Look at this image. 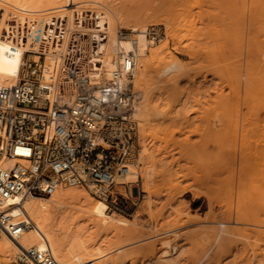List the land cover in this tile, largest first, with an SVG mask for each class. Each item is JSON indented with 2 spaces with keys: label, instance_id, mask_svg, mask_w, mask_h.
Segmentation results:
<instances>
[{
  "label": "bare ground",
  "instance_id": "bare-ground-1",
  "mask_svg": "<svg viewBox=\"0 0 264 264\" xmlns=\"http://www.w3.org/2000/svg\"><path fill=\"white\" fill-rule=\"evenodd\" d=\"M159 1V7L151 6L136 14L137 11H126L122 7L125 3L121 6L118 0H0V86H12L21 79L23 54L35 52L41 42H50L56 30L51 26L54 20L62 22V40L46 53L42 66L46 79L56 71L59 56L72 34H105L103 53L91 60L90 75L98 77L94 63L98 61L99 71H104L107 78L121 63L120 51L134 52L133 84L138 92L134 119L141 136L138 156L128 165V172L117 179L114 191L123 192L124 185L140 181L147 194L146 206L150 207L155 196V191L150 190L153 179L166 177L171 169L163 156L157 159V150L146 138L151 136L182 147L188 158L196 156L204 161L211 176H222L215 179L212 187L228 196L230 202L235 197L229 219L195 222L191 225L200 227L192 226L188 233L179 228L160 230L157 224L143 226L139 212L132 219L108 212L104 201L92 197L81 186L61 187L49 197L25 199L22 212L12 211L13 223L29 224L19 240L24 248L49 251L59 264H181L188 253L187 242L204 252L220 244L239 248L230 262L234 264L264 259V0ZM85 17L92 22L83 23ZM148 25L166 26L165 32L172 38H176L179 28L185 31L182 37L192 50L190 58L204 59L211 66L199 84L195 85L197 72L185 76L187 70L181 63L165 54L166 43L154 48L155 41L147 36ZM202 48L206 51L202 52ZM31 59L38 61L34 54ZM207 76H211L214 97L211 102L204 101L209 108L203 109L201 99L193 98L201 95V83ZM186 77L189 86L195 85L194 93L180 90L179 82ZM191 103L202 107L197 109L200 116L194 119L199 121L195 128L188 114L190 109H180ZM167 122L178 123L180 134L186 128L189 134L199 131L201 144L194 148L185 140L173 141ZM209 147H216L217 156L209 157L213 156ZM170 178L164 186L172 190L176 184ZM203 180L200 179L205 183ZM198 190L187 191L194 198L205 197L210 207L209 193ZM143 228L148 231L143 233ZM231 252L229 249L225 255ZM16 254V246L1 233V260L9 261ZM213 260L214 264L229 263L220 258Z\"/></svg>",
  "mask_w": 264,
  "mask_h": 264
},
{
  "label": "built area",
  "instance_id": "built-area-1",
  "mask_svg": "<svg viewBox=\"0 0 264 264\" xmlns=\"http://www.w3.org/2000/svg\"><path fill=\"white\" fill-rule=\"evenodd\" d=\"M85 21L92 22L87 17ZM54 23L50 42L25 53L21 79L0 86V234L17 248L10 264H59L49 251L20 244L29 224L13 223L12 211L22 212L25 199L81 186L92 197L114 205L120 195L114 191L117 179L128 172L139 152L134 52L120 51L121 63L107 78L95 61L98 77H92L91 60L102 55L105 34L75 33L59 56L56 71L46 79L42 73L46 53L62 40V22ZM147 36L155 40L157 30L147 28ZM32 54L38 61L31 59ZM129 187L124 185L125 191Z\"/></svg>",
  "mask_w": 264,
  "mask_h": 264
},
{
  "label": "rangeland",
  "instance_id": "rangeland-1",
  "mask_svg": "<svg viewBox=\"0 0 264 264\" xmlns=\"http://www.w3.org/2000/svg\"><path fill=\"white\" fill-rule=\"evenodd\" d=\"M118 2H120L119 5H121L122 3H123L122 5H124V3H125V6H122V5L121 6L126 11H128V12H129V10H132V12L137 11L136 14H138L139 12H143L144 10L148 9V7L149 8L151 6H155V7L158 6L159 7L158 3L160 1L159 0H156V1L155 0H118ZM154 3H156V4H154ZM181 21H183V20L182 19L177 20V22H179V23ZM179 25L182 26V24H179ZM176 26L178 27V24ZM149 27H154L157 30V36L154 40L155 41L154 48L158 47L159 45H161L163 43H166L167 45H166L165 54H167L168 56H174V58H176L179 61V63H181V65L183 66V69L187 70L185 72V76H186V73L190 77V76H193L194 73L196 74V72H197V74H196L197 75V77H196L197 82L195 83V85L199 84L198 81L201 80V77L203 75H205L208 71L211 70V66H208V64H206L207 62L204 63V59H201V60L199 59L200 61H198V60H194V59L190 58L191 57L190 53H192V50L187 45L186 41L184 40V37H182L183 35H185V31L182 30L181 28H179L178 29L179 31L176 32V38H174V37L172 38L171 36H169L168 32H165L166 26H164V25H154V26L148 25L147 28H149ZM177 27H175V28L177 29ZM201 51L205 52L206 49L202 48ZM25 53H28V52H25ZM25 53L23 54L22 60L25 59L26 56H28V54H25ZM29 53H31V52H29ZM31 57H32V55H31ZM201 61H203V62H201ZM198 74H200V75H198ZM210 78H211V76H207V80L205 82L201 83L202 87L200 89V92H201L202 97H201V95H199V96L193 98L196 100L201 99L200 100L201 103L205 105V106L204 105L202 106V107H204L203 109H205L206 106H207L206 107L207 109L209 108L208 105H206L204 103V101H207V99H209V101L211 102V99L214 97V88H213L214 85L209 80ZM195 85L189 86L187 83V77L179 82V88H181L180 90L183 92L190 90V92L194 93L196 90ZM227 92H228V90L226 89L225 93H227ZM193 104L191 103V105H187L186 108H183L181 106L180 109L182 108V110H184V109L188 108V111L190 109V112H188V114H189L190 118L193 119V121H195L194 125L192 126L193 128H195L196 125L199 124V121L194 120V119L195 118L197 119L200 116V115L197 116V114H200L199 111H197V109L201 110L202 107L198 108V106H201L200 104H198V106L196 105L197 103H195L194 105ZM166 124L167 125L170 124L168 130L171 131V133H172L173 141L184 142L183 140H185L186 142H184V143L187 144V142H188V145L191 144L190 146H193L194 148H197V146H199L201 144V143H199V141H200V138H202V137H201L199 131H195L192 134H189V133H187V131H186L187 128H186L183 130L184 133L180 134L177 132L178 123L167 122ZM183 126H185V125H183ZM137 131H138V144H140V146H141V140H140L141 136H140V132H139L138 127H137ZM157 135H160L159 136L160 138L162 137V135L159 133ZM186 136L188 138H186ZM146 138H147V141H150L149 144H153L152 148L157 150L156 151L157 154L155 153L157 156V159H161L164 157L167 164H169V163L171 164V169L169 170L170 172L167 173V175H165L166 177L159 176V177H155L153 179L150 190L152 192L155 191V192H153L155 196H153V198H152L153 200H152L149 208H147V206H146V201H147L146 195L147 194L143 192L141 182L137 181V182L131 184V186L129 187L130 191L117 192V194H120V195H117L118 201L116 202V204H114V205H112L110 203L105 204L103 202L107 207V211L108 212H113V211L117 212V213L123 215L124 217H126L128 219H132L135 212H139L140 222L145 227L148 225H152V224L156 225L157 224V227L159 226L158 229L160 228V230L176 229V228L178 229L179 228L178 230L185 231L187 233L189 232V229L191 230L195 226L197 228L198 225L194 226L191 224H194L195 222L197 223L198 221L199 222L204 221V220L205 221L206 220L227 221L230 217L229 216L230 210H233L235 208L236 199H235V197H233V200L230 202V198L228 196L224 195L221 191H219V189L212 187L213 182L218 181V179L220 180V178H222V176H220V178H219V176H216V175L211 176L210 173L212 174V171L206 167V164L204 163V161H202L201 159L195 158L196 156L195 157L192 156L193 158L189 157L190 158L189 159L187 157V155H184V151L182 150V147L180 148L176 145H173L171 142L164 143L159 139H153L151 136H147ZM196 144H198V145H196ZM211 148H212L211 150H210V147L208 149L211 152H209V151H207V152H209L210 154H213V156L209 155V153H207V155H209V157L211 156V158H212V157L217 156L216 154H218V152H217L218 150L216 149V147H211ZM214 152L215 153L217 152V153L214 154ZM209 171H210V173H209ZM208 173L210 176L208 175ZM169 178L171 179L170 181L172 184H174V183L176 184V185L174 184L175 186H174V189H172V190H169V189L165 188L167 186H164L165 183L169 180ZM194 178L195 179L198 178L199 180H194ZM203 178H204V180L206 179L205 183L200 181V179L203 180ZM208 178L211 181H209ZM212 178L214 179V181ZM215 179H216V181H215ZM195 181H196V183H195ZM206 181H207V183H206ZM209 182H211V183H209ZM199 183H200V185H198ZM210 184H211V186H210ZM185 187L186 188L188 187V188L186 189ZM196 187H198V188L195 189ZM202 187H203V189H202ZM190 188H192L194 190H198L200 188L198 191L202 190V191L209 193L210 207L207 206L208 200H206L205 197H203V196H201L199 198L192 197L191 193L187 191ZM179 191H181V192H179ZM178 198H180V200ZM179 201H181V202L179 203ZM172 209H174V210H172ZM168 210L170 211V213ZM180 212H181V214H180ZM167 214H169V215L166 216ZM154 216H155V218H154ZM190 220H191V222H190ZM188 221H189V223H188ZM181 224H182V226H181ZM178 225H180V226H178ZM172 227H174V228H172ZM198 227H200V226H198ZM147 231L148 230H146L144 228L142 229L143 233H145ZM186 245L188 247L187 248L188 253H187V256L184 259V261L181 262V264H195V262L197 260L199 261V264H214V262H212V261H214L213 259H216V258L225 259L224 262L229 261L228 264H234V263H230L232 261L231 259H234L236 257V255L238 254V252L240 251V250H237L239 248H231L233 246L229 245V244L215 245L214 247L210 248L206 252L200 251V250L198 251L193 242H187ZM229 249H232V252L225 255ZM263 263H264V259L260 258V257H257V259H255L254 261L251 262V264H263ZM0 264H10V260L9 261H2L1 257H0ZM125 264H129V263L126 262ZM237 264H246V262L243 261V262H240Z\"/></svg>",
  "mask_w": 264,
  "mask_h": 264
}]
</instances>
